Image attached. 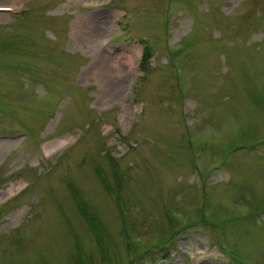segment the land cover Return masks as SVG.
Listing matches in <instances>:
<instances>
[{
	"label": "rangeland",
	"instance_id": "374dc122",
	"mask_svg": "<svg viewBox=\"0 0 264 264\" xmlns=\"http://www.w3.org/2000/svg\"><path fill=\"white\" fill-rule=\"evenodd\" d=\"M0 264H264V0H0Z\"/></svg>",
	"mask_w": 264,
	"mask_h": 264
},
{
	"label": "trees",
	"instance_id": "16d2710c",
	"mask_svg": "<svg viewBox=\"0 0 264 264\" xmlns=\"http://www.w3.org/2000/svg\"><path fill=\"white\" fill-rule=\"evenodd\" d=\"M147 57H148V56H146V58H143V59H142V64H145V62L147 61Z\"/></svg>",
	"mask_w": 264,
	"mask_h": 264
}]
</instances>
